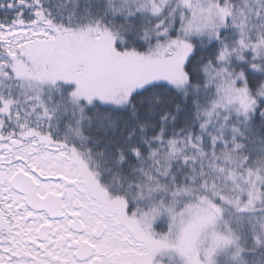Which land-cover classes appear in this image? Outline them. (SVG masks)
<instances>
[{
  "label": "snow or ice",
  "instance_id": "6c2138e0",
  "mask_svg": "<svg viewBox=\"0 0 264 264\" xmlns=\"http://www.w3.org/2000/svg\"><path fill=\"white\" fill-rule=\"evenodd\" d=\"M0 264H264V0H0Z\"/></svg>",
  "mask_w": 264,
  "mask_h": 264
}]
</instances>
